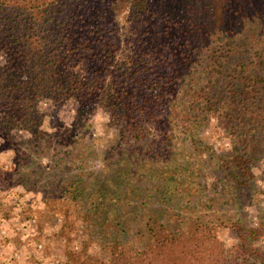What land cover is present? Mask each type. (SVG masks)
Segmentation results:
<instances>
[{
    "label": "trees",
    "instance_id": "1",
    "mask_svg": "<svg viewBox=\"0 0 264 264\" xmlns=\"http://www.w3.org/2000/svg\"><path fill=\"white\" fill-rule=\"evenodd\" d=\"M0 140L18 185L78 208L100 254L81 264H264V207L182 213L211 185L214 214L259 202L264 0H0Z\"/></svg>",
    "mask_w": 264,
    "mask_h": 264
},
{
    "label": "rangeland",
    "instance_id": "2",
    "mask_svg": "<svg viewBox=\"0 0 264 264\" xmlns=\"http://www.w3.org/2000/svg\"><path fill=\"white\" fill-rule=\"evenodd\" d=\"M46 106L44 103V107ZM72 113L69 109L62 111L60 118H66V121L71 120L73 118ZM59 125L62 124L59 123ZM45 127L49 131L52 130L48 126V121H46ZM95 132L96 135H105L107 131L105 126L99 123ZM205 140L218 149L229 146L222 129L215 122L209 127ZM1 148L0 140V152ZM183 149L182 147L177 150L181 152ZM195 152L197 154L192 155L191 161L194 165V172L197 173L199 170L197 169L198 166L195 165V160H200L203 153L198 150ZM0 161L2 163L8 161V155H0ZM253 168L255 174L254 188L259 191V202L251 205L249 209L232 203L222 207L220 213L214 214L212 210H208L209 201L207 202L205 199L209 195L208 199H212L214 201L212 203L217 208L220 207L217 203L218 199L212 194L214 191L209 189L212 188L211 185L204 191V200L200 199L199 201L191 195L190 198L193 200L184 205L182 213L185 211L192 214L199 211L205 218L217 215L225 219L250 216L252 222L256 223L258 211L264 207V160L255 162ZM1 170L3 173L0 172V264H81L86 254L95 258L100 257L98 239L93 237L92 241L88 243L85 224L81 219L82 217H79L76 206L73 207V210L71 209L72 206L70 208L71 219H65L62 210L56 213L47 210L46 204L41 203L40 196L36 197L34 192L23 189L12 179L11 173L4 172L6 170L0 167ZM214 180L213 177L210 182L213 183ZM17 190L21 191V196L16 195L15 191ZM212 207L214 208V205ZM175 220L177 219L175 218ZM65 222L69 224L68 227L64 225ZM223 235L228 245L235 239L228 229Z\"/></svg>",
    "mask_w": 264,
    "mask_h": 264
}]
</instances>
